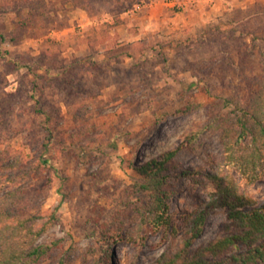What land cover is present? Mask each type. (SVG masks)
I'll return each mask as SVG.
<instances>
[{
    "label": "rangeland",
    "instance_id": "374dc122",
    "mask_svg": "<svg viewBox=\"0 0 264 264\" xmlns=\"http://www.w3.org/2000/svg\"><path fill=\"white\" fill-rule=\"evenodd\" d=\"M149 9L151 23L141 18ZM0 32L18 36L0 41V151L17 149L35 168L26 211L34 229L44 228L36 243L51 248L37 264L100 257V226L120 212L132 228L134 205L146 197L132 192V165L232 111L222 100L233 90L245 97L247 80L264 76V0H94L89 13L76 0H0ZM20 61L31 67L17 68ZM189 103L200 108L177 111ZM221 159L219 134L206 132L199 149L182 148L174 160L197 170ZM234 176L256 206L264 203V180ZM170 183V213L181 224L211 186ZM225 221L223 208L212 211L193 248L223 235ZM165 233L143 226L142 240L111 246L114 262L153 264L181 241Z\"/></svg>",
    "mask_w": 264,
    "mask_h": 264
},
{
    "label": "trees",
    "instance_id": "16d2710c",
    "mask_svg": "<svg viewBox=\"0 0 264 264\" xmlns=\"http://www.w3.org/2000/svg\"><path fill=\"white\" fill-rule=\"evenodd\" d=\"M91 1L94 0H76V6L89 13ZM40 9L41 14L43 8ZM17 40L18 36L12 32H0L1 42ZM15 65L31 67L30 63L21 61ZM245 88V97L233 90L222 100L221 107L233 105L232 111L195 125L184 134L177 148L132 165V192L146 195L139 205H134L135 224L125 229L124 220L117 212L110 224L100 226V257L83 264H125L121 260L114 262L111 246L118 241L142 240L145 225L155 232L164 229L166 237L170 234L171 243L181 238L176 249L168 247L153 264H264V203L256 206L234 176L237 173L249 184L264 180V76L250 78ZM199 108L200 104L189 103L177 111L189 113ZM38 111L45 115L40 108ZM206 132L219 134L222 159L208 169L188 170L178 166L174 160L178 151L199 149L201 136ZM34 169L21 151L12 148L0 151V264H37L50 253V246L36 243L44 228L34 229L31 215L26 211L24 186ZM171 170L176 173L172 174ZM172 177H186L211 186L208 198L186 212L181 224H176L170 213ZM218 208L226 212V221L221 224L223 235L193 248L209 214ZM54 264L66 263L59 259Z\"/></svg>",
    "mask_w": 264,
    "mask_h": 264
},
{
    "label": "crops",
    "instance_id": "0c3cea01",
    "mask_svg": "<svg viewBox=\"0 0 264 264\" xmlns=\"http://www.w3.org/2000/svg\"><path fill=\"white\" fill-rule=\"evenodd\" d=\"M169 5H172L170 2H159L158 4H155V7L157 6H161L162 7V9H165V8H167ZM144 6H146V5H144ZM151 6V8L150 9H152V7H153V5H150ZM149 6V7H150ZM148 10L149 12L148 13H146V15H142V17L141 18H147L148 20H149V22L151 23V19H152V17L154 16L153 14H152V10Z\"/></svg>",
    "mask_w": 264,
    "mask_h": 264
}]
</instances>
